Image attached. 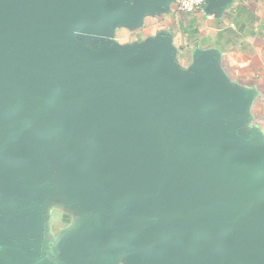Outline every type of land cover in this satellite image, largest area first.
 Returning <instances> with one entry per match:
<instances>
[{"label": "water", "instance_id": "1", "mask_svg": "<svg viewBox=\"0 0 264 264\" xmlns=\"http://www.w3.org/2000/svg\"><path fill=\"white\" fill-rule=\"evenodd\" d=\"M171 1L0 0V209H42L53 154L99 195L70 264H264V150L229 130L247 101L111 38Z\"/></svg>", "mask_w": 264, "mask_h": 264}, {"label": "crops", "instance_id": "2", "mask_svg": "<svg viewBox=\"0 0 264 264\" xmlns=\"http://www.w3.org/2000/svg\"><path fill=\"white\" fill-rule=\"evenodd\" d=\"M111 38L126 47L165 42L175 65L187 74L207 60L218 81L247 101L230 133L264 150V0H223L195 12L179 10L173 0L167 9L115 25ZM46 161L49 182L42 209L29 218L12 207L0 209V249L19 253L23 264H70L99 195L73 193L56 157L50 154ZM109 264L131 263L120 256Z\"/></svg>", "mask_w": 264, "mask_h": 264}, {"label": "built area", "instance_id": "3", "mask_svg": "<svg viewBox=\"0 0 264 264\" xmlns=\"http://www.w3.org/2000/svg\"><path fill=\"white\" fill-rule=\"evenodd\" d=\"M206 5V0H177L178 9L184 12H195Z\"/></svg>", "mask_w": 264, "mask_h": 264}, {"label": "rangeland", "instance_id": "4", "mask_svg": "<svg viewBox=\"0 0 264 264\" xmlns=\"http://www.w3.org/2000/svg\"><path fill=\"white\" fill-rule=\"evenodd\" d=\"M120 35H117V38L121 41H124L123 38H125L126 35H123L122 32H119Z\"/></svg>", "mask_w": 264, "mask_h": 264}]
</instances>
